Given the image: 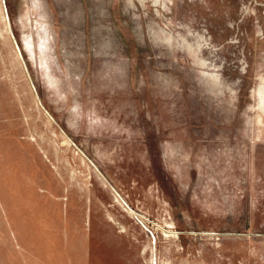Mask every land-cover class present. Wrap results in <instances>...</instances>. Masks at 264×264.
<instances>
[{
    "label": "rangeland",
    "instance_id": "374dc122",
    "mask_svg": "<svg viewBox=\"0 0 264 264\" xmlns=\"http://www.w3.org/2000/svg\"><path fill=\"white\" fill-rule=\"evenodd\" d=\"M0 264H264V0H0Z\"/></svg>",
    "mask_w": 264,
    "mask_h": 264
}]
</instances>
